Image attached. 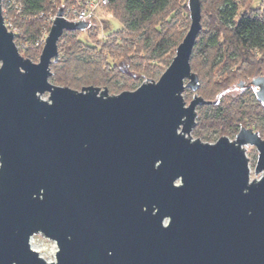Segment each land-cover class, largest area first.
<instances>
[{"label":"water","instance_id":"95a60500","mask_svg":"<svg viewBox=\"0 0 264 264\" xmlns=\"http://www.w3.org/2000/svg\"><path fill=\"white\" fill-rule=\"evenodd\" d=\"M167 67L134 89L49 80L68 20L56 9L37 61L23 56L0 0V264H264V139H192L190 56L200 0ZM264 103V74L257 75ZM47 92V97L42 94ZM257 148L250 178L244 145ZM53 240L54 259L30 245Z\"/></svg>","mask_w":264,"mask_h":264},{"label":"trees","instance_id":"16d2710c","mask_svg":"<svg viewBox=\"0 0 264 264\" xmlns=\"http://www.w3.org/2000/svg\"><path fill=\"white\" fill-rule=\"evenodd\" d=\"M18 1L20 10L16 12L3 6V16L15 24V44L24 42V55L32 59L38 53L28 50L29 44L37 46L35 42L42 31L49 28L50 14L55 13L56 6H66L68 0ZM105 6L121 27L110 30L103 38H98L91 29V40L78 36L77 29L64 31L58 40V60L50 64L49 79L53 83L76 89L90 84L108 86L114 79L117 87L120 80L115 79L120 71L115 61L119 59L126 61L130 71L148 79L154 76L158 67L169 63L190 23L187 0H107ZM200 13L201 29L190 56L192 71L195 69L198 74L204 71L207 77L211 69L220 64V76L212 82V86L219 89L236 76L226 69V62L242 60L249 65L257 58V70L261 69L264 63V9L257 13L239 12L237 0H200ZM122 71L123 77L133 79L132 74ZM205 83L202 81L200 85V94L218 100L219 92L210 96ZM217 103L206 106L209 110L202 117L203 121L229 120L231 113L211 109L217 106L222 109V101Z\"/></svg>","mask_w":264,"mask_h":264},{"label":"rangeland","instance_id":"374dc122","mask_svg":"<svg viewBox=\"0 0 264 264\" xmlns=\"http://www.w3.org/2000/svg\"><path fill=\"white\" fill-rule=\"evenodd\" d=\"M80 2H81V0H68L66 6L62 5L63 10L65 8H68L71 6L77 7ZM237 3H238L239 12H244V11L248 10L249 12L257 13V12H260L264 9V0H237ZM105 5L106 4H101L95 8L93 13L88 17V22H89L88 26L86 28L78 30L76 32V34L78 36H80L81 38L86 39V40H91L89 32L92 29L93 31H95L97 33L98 38H103L104 35H106L110 30H114L117 27H121V25H119L117 20L113 18L112 14L109 10V7L105 6ZM58 6H56L54 12H56V9ZM7 23H8V29L12 30L13 28H15V24L11 20H9V18L7 19ZM185 32H184V34H185ZM23 43L24 42H21L20 45L18 44V50L23 56H25L24 54L26 52L23 48L24 47ZM21 45H22V47H21ZM26 45L28 46V43ZM42 45L43 44H39L38 46L35 47V46H32V44H29L28 50L37 51V53H38L35 58L31 59L29 57L31 60H33V61L38 60V56H39V53L41 51ZM57 46H58V43H57ZM174 54H175V51H174L173 55ZM173 55H172V57H173ZM259 56L260 55L257 54V57H259ZM172 57H171V59H172ZM171 59H170V61H171ZM194 60H195V58H194ZM115 62L118 65L117 70L120 71V75L118 78L116 77L115 81L116 80H120V81H119V84H117V87L113 83L114 79L112 82L109 83L108 86L105 85V87L108 90V93L114 94V93H118V92L125 90V89H134L136 86H138L141 82H143L145 80V77H143L142 75L137 74V73H133L132 71H130L127 67L126 61L119 59V60H116ZM167 65L165 64V65H161L160 67H158L154 76H152L151 78L156 80L159 77V75L162 73V71L167 67ZM198 68H196V69H198ZM220 68H221V65L216 64L215 68L211 69V73H209L207 77L204 75V73H203L204 71L197 70L200 73L199 76H200L201 81H203V83L206 82L204 87L207 88V91H210V96H212V95L214 96L215 93L221 92V90H222V86L219 87V89L216 86H212V82H215V80L217 78H219V76H220V73H221ZM122 70L132 74L134 76L133 79L129 78L128 75H127L128 77H126V76L123 77L124 75L122 76V74H124V73ZM194 71H195V69H194ZM240 71H243L242 75H240V76H244L245 74H248L249 76L253 75V73H250L247 70V68L246 69L241 68V70H239V72ZM239 72H237L238 74L236 76H234L232 79H230L229 82L234 84L237 80V77L239 76ZM117 73H119V72H117ZM257 74H264V63L262 65L261 69L257 70ZM124 82H125V84H122ZM76 89H80V87H77ZM198 90H199L198 92L201 93V91H202L201 88H199ZM42 97L46 98L47 92L43 93ZM183 97H184L186 103H188L192 97L191 88H185V90L183 91ZM221 97L223 98V99H221V101H223V102L228 101L227 95H222ZM257 112H258L257 115L261 116V119H259V121H257V129L264 131V107L262 105H260V106L257 105ZM245 153L248 157V165L250 168V178L259 177L260 173L257 175L254 174V166H255L256 156H257L256 150L251 148L250 150H246ZM32 244L35 248L40 249V251L38 253L45 260H53L54 259V255H55V251H56V244L53 240H50V239L42 236L41 234L37 233V234H34L32 237Z\"/></svg>","mask_w":264,"mask_h":264},{"label":"flooded vegetation","instance_id":"af4514ba","mask_svg":"<svg viewBox=\"0 0 264 264\" xmlns=\"http://www.w3.org/2000/svg\"><path fill=\"white\" fill-rule=\"evenodd\" d=\"M255 55L257 56V51H255ZM247 62L239 61L237 62H226V69L233 72L237 75L241 68L246 69L253 73L252 76L248 74L242 75L243 71L239 72V76L234 84L228 82L227 84L223 85L221 92L217 94L219 99H207L204 98L198 91L201 85V79L197 72V82L198 85L196 89L192 90V97L194 94L202 96L206 100H210L211 102L205 104H198L195 106V118H194V125L191 128L190 136L192 139H199L204 142H214L218 137L225 135L230 140L234 139L236 134L239 132L240 129H250L252 133H255L260 137V139H264V131L257 129V121L261 119L260 115H257V105H262L264 107V103L257 98V84L253 82V79L257 78V58L254 64H246ZM231 64V65H229ZM246 67V68H245ZM246 72V71H245ZM227 95L228 101L223 102L220 104L219 102L223 99L221 96ZM191 97V98H192ZM218 102V103H217ZM220 104L222 109H218L217 107H213V111H223L225 114L231 113V116H228L229 120L222 121L216 123H208L202 120V117L206 116L205 113H208L207 105L210 104ZM222 105V106H221ZM245 151L250 150L251 148L256 150L258 153L257 148L255 145L247 143L244 145ZM257 158V156H256Z\"/></svg>","mask_w":264,"mask_h":264},{"label":"built area","instance_id":"2783aa9c","mask_svg":"<svg viewBox=\"0 0 264 264\" xmlns=\"http://www.w3.org/2000/svg\"><path fill=\"white\" fill-rule=\"evenodd\" d=\"M106 2H107V0H81V2L78 4L77 7L71 6V7L65 8L63 10V16L66 19L73 20V21L80 20V19L85 20L93 13V11L95 10V8L98 5L106 4ZM1 5H2V13H3L4 8L5 9L12 8L16 12H18L20 10V7H21L18 0H1ZM3 6H4V8H3ZM54 15H55V13L50 14V17L48 19L49 27L53 21ZM4 22L8 28V23H7V20H5V18H4ZM48 30H49V28L42 31V34L40 35L38 40L35 42V44L37 46L39 44H43ZM12 31L14 32V37H15V34L17 33V29L13 28ZM16 46L18 48L17 44H16ZM32 237L33 236L30 237V245L33 249H35V247L32 245ZM47 261H51V260H47Z\"/></svg>","mask_w":264,"mask_h":264},{"label":"bare ground","instance_id":"6f19581e","mask_svg":"<svg viewBox=\"0 0 264 264\" xmlns=\"http://www.w3.org/2000/svg\"><path fill=\"white\" fill-rule=\"evenodd\" d=\"M32 245H33V244H32ZM35 250L40 251V249H38V248H35Z\"/></svg>","mask_w":264,"mask_h":264}]
</instances>
